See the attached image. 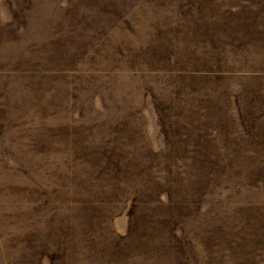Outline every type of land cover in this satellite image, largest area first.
<instances>
[{
    "label": "rangeland",
    "instance_id": "1",
    "mask_svg": "<svg viewBox=\"0 0 264 264\" xmlns=\"http://www.w3.org/2000/svg\"><path fill=\"white\" fill-rule=\"evenodd\" d=\"M0 264H264V0H0Z\"/></svg>",
    "mask_w": 264,
    "mask_h": 264
}]
</instances>
